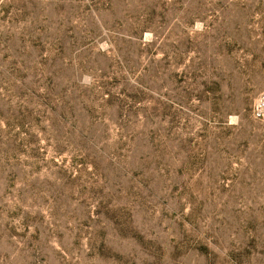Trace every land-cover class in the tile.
<instances>
[{
    "label": "rangeland",
    "instance_id": "obj_1",
    "mask_svg": "<svg viewBox=\"0 0 264 264\" xmlns=\"http://www.w3.org/2000/svg\"><path fill=\"white\" fill-rule=\"evenodd\" d=\"M0 264H264V0H0Z\"/></svg>",
    "mask_w": 264,
    "mask_h": 264
}]
</instances>
